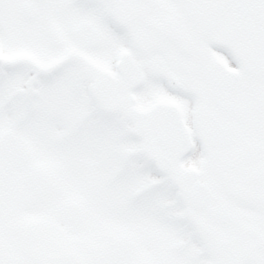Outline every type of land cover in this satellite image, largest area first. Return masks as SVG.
<instances>
[{
	"label": "snow or ice",
	"instance_id": "1",
	"mask_svg": "<svg viewBox=\"0 0 264 264\" xmlns=\"http://www.w3.org/2000/svg\"><path fill=\"white\" fill-rule=\"evenodd\" d=\"M0 264H264V0H0Z\"/></svg>",
	"mask_w": 264,
	"mask_h": 264
}]
</instances>
